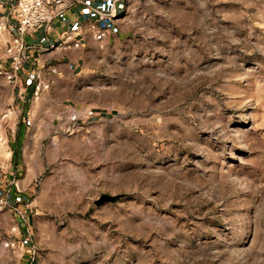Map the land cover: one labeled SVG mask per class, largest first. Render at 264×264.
Returning a JSON list of instances; mask_svg holds the SVG:
<instances>
[{
    "label": "rangeland",
    "instance_id": "rangeland-1",
    "mask_svg": "<svg viewBox=\"0 0 264 264\" xmlns=\"http://www.w3.org/2000/svg\"><path fill=\"white\" fill-rule=\"evenodd\" d=\"M116 22L52 105L0 79V264H264V0Z\"/></svg>",
    "mask_w": 264,
    "mask_h": 264
},
{
    "label": "crops",
    "instance_id": "crops-1",
    "mask_svg": "<svg viewBox=\"0 0 264 264\" xmlns=\"http://www.w3.org/2000/svg\"><path fill=\"white\" fill-rule=\"evenodd\" d=\"M16 1L0 0V69L10 66L6 51L17 36L10 15ZM124 8L125 0H67L57 13L52 11L56 14L55 18L43 29L26 34L23 42L27 59L14 83L7 84L11 89L12 105L16 103L21 106L17 114L27 112V108L22 107L27 105L30 91L37 81L47 88L31 105L38 102L52 105L58 100V95L71 86L78 90L81 84L76 76L86 67L90 58H98V53L94 52L99 43L95 39L97 33H104L102 39L109 36L116 29V21ZM65 36H70L72 42L63 47L60 44ZM77 41L80 45L75 48L72 45ZM52 69L54 73H51ZM27 114L29 119L30 110ZM23 128L24 125L19 130Z\"/></svg>",
    "mask_w": 264,
    "mask_h": 264
},
{
    "label": "built area",
    "instance_id": "built-area-1",
    "mask_svg": "<svg viewBox=\"0 0 264 264\" xmlns=\"http://www.w3.org/2000/svg\"><path fill=\"white\" fill-rule=\"evenodd\" d=\"M67 0H17L16 4L10 11L11 19L14 20L15 29L17 31V36L13 39L12 45L7 49L6 53L10 59V66L8 69H0V79H4L7 84H12L19 71L21 70L23 62L27 59L24 47V37L30 32H35L43 29L49 22H51L56 14L54 15L52 11H57L65 5ZM104 33H97L95 39L101 40L104 37ZM71 41L70 36H65L64 40L60 46L66 47L68 42ZM72 42V41H71ZM80 43L77 41L73 43V47L78 48ZM55 70L52 69L51 73ZM47 86L43 85L37 81L31 91L30 95L26 101H35L38 99L41 92L46 89ZM96 118V113L94 109L89 108L85 110H75L68 114L65 119L69 125L71 124V129L74 130L80 123L87 120H92ZM69 128V127H68ZM67 130V129H66ZM6 206V201L0 198V209ZM7 243L6 246H9ZM12 246V244H10Z\"/></svg>",
    "mask_w": 264,
    "mask_h": 264
}]
</instances>
